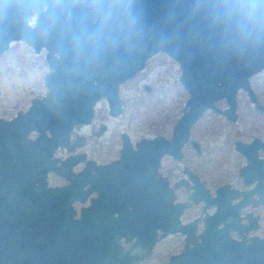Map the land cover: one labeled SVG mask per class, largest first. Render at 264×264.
Returning <instances> with one entry per match:
<instances>
[{"label":"water","instance_id":"1","mask_svg":"<svg viewBox=\"0 0 264 264\" xmlns=\"http://www.w3.org/2000/svg\"><path fill=\"white\" fill-rule=\"evenodd\" d=\"M33 14L36 17L29 26L27 18ZM13 41H23L36 53L41 47L46 50V92L41 99L33 98L24 113L18 111L13 124L0 121V136L12 138L16 133L36 131L37 140L30 150L41 151L43 168L53 165V150L67 145L74 126L90 122L92 106L99 97L105 98L108 114L118 116L121 83L141 71L157 53L177 63L178 82L187 97L171 137L143 138L136 143L138 153L134 154L122 136V164L130 167L148 161V166L142 167L145 178L134 180L131 188V196L143 198L145 207L151 192L162 196L157 186L158 159L163 154L180 158L181 145L206 110L234 122L236 93L241 89L253 108L264 113V105L255 100L249 82L264 69V0H0V55ZM143 87L150 90L147 85ZM221 100L224 109L216 105ZM250 145L234 143L248 159L238 172L245 183L246 178L252 180L254 170ZM193 147L198 150L196 144ZM117 187L122 191L120 183ZM258 189L264 191L257 183L254 190L233 196L249 197ZM172 198L171 192L164 190L165 204ZM190 198L195 200L194 194ZM170 210L167 213L154 202L152 214L145 218L154 229L174 232L180 209L170 205ZM41 240L43 255L51 247L64 249L44 230ZM58 254V264L65 262L63 254ZM168 264H264V243L246 247L234 241L221 251L185 246Z\"/></svg>","mask_w":264,"mask_h":264},{"label":"flooded vegetation","instance_id":"2","mask_svg":"<svg viewBox=\"0 0 264 264\" xmlns=\"http://www.w3.org/2000/svg\"><path fill=\"white\" fill-rule=\"evenodd\" d=\"M35 17L36 14L28 16L29 26L33 25ZM41 50L45 61L46 50L43 47L39 52ZM45 92L46 88L42 96L33 98L41 99ZM100 99L105 100L99 97L93 104L90 122L74 126L67 145L53 150L51 159L54 163L49 168L42 167V153L38 148L30 150L37 140L36 131L24 135L16 133L12 138L0 136V264H58V253L65 259L61 264H168L185 246L221 251L234 241L246 247L256 242L264 243V191L258 189L249 197L233 196L254 190L257 183L264 187V138L256 134L248 139L233 138L230 147L241 161H237L232 179L227 177V171L221 170L227 151L223 148L227 147H223L220 154L212 155L209 171L203 169L205 174L213 176H204L200 168L207 153L191 136L199 117L190 129L188 140L181 145L180 158L163 154L158 159L157 186L162 196L151 192L149 205L145 207L143 198L131 196V188L134 180L145 178L142 167H147L148 161L141 160L140 164L130 167L126 162L121 163L122 136L125 135L134 154L138 153L136 143L144 137L131 140L126 133L119 132L117 148L98 160L86 150L88 136L99 137L107 129L103 121L93 122L94 107ZM216 105L225 108L222 102H216ZM29 106L18 111L24 113ZM120 107L122 112L121 103ZM207 111L210 110L202 116ZM17 112L10 118H0V121L13 124ZM213 114L232 123L218 113ZM86 127L87 132L84 131ZM156 136L169 139L171 132L169 137L160 134L153 137ZM235 141L251 144L249 157L254 170L250 174L252 180L246 178L251 182L245 183L239 176V169L248 159L234 148ZM195 144L198 150L193 147ZM191 153L194 164L188 160ZM165 157L178 163L173 175L164 167ZM213 169L215 171L211 172ZM258 177L262 178L258 180ZM119 183L122 191H118ZM149 184L153 187L154 182L151 180ZM139 185L144 186V182ZM164 190L173 195L167 204ZM192 194L195 200L190 198ZM154 202L167 209V213L171 212L170 205L180 209L176 222L178 229L164 233L163 228H153L145 217L152 214ZM43 230L52 242L64 245V249L51 247L43 255Z\"/></svg>","mask_w":264,"mask_h":264},{"label":"rangeland","instance_id":"3","mask_svg":"<svg viewBox=\"0 0 264 264\" xmlns=\"http://www.w3.org/2000/svg\"><path fill=\"white\" fill-rule=\"evenodd\" d=\"M47 70L43 50L35 53L22 41L11 42L9 48L0 55V118H10L18 110L24 111L31 98L43 95V76ZM179 74L180 69L173 59L164 53H157L145 62L141 71L119 85L120 115L109 117L106 102L100 99L94 107L93 122L103 121L107 129L99 137L88 136L86 150L90 155L96 160L110 155L117 148L119 132L126 133L131 140L150 138L157 134L169 137L187 97L178 82ZM249 82L257 101L264 103V69L252 75ZM143 85L149 86L150 90L146 91ZM221 102L225 105L223 100ZM235 111L237 120L232 123L207 111L191 130V136L200 142L207 153L200 168L204 176H213L205 174L203 169L209 171L212 155L220 154L219 151L227 147L223 148L227 151L221 170L227 171V177L232 179L239 163L237 161H241L230 147L233 138L248 139L255 134L264 138V115L253 110L245 91L241 89L236 93ZM84 129L88 131V127ZM188 160L194 164L193 153ZM163 163L171 175L179 167L169 157H165Z\"/></svg>","mask_w":264,"mask_h":264}]
</instances>
